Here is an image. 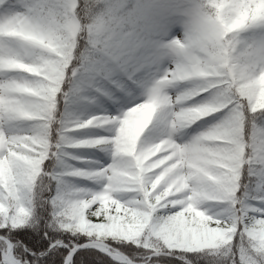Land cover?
<instances>
[{
  "label": "snow or ice",
  "instance_id": "1",
  "mask_svg": "<svg viewBox=\"0 0 264 264\" xmlns=\"http://www.w3.org/2000/svg\"><path fill=\"white\" fill-rule=\"evenodd\" d=\"M0 264H264V0H0Z\"/></svg>",
  "mask_w": 264,
  "mask_h": 264
}]
</instances>
